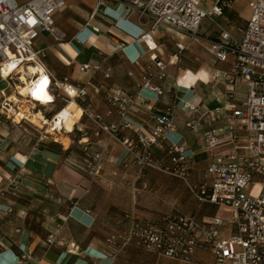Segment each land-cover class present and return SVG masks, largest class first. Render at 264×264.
<instances>
[{"label": "crops", "instance_id": "crops-1", "mask_svg": "<svg viewBox=\"0 0 264 264\" xmlns=\"http://www.w3.org/2000/svg\"><path fill=\"white\" fill-rule=\"evenodd\" d=\"M64 2L53 14L55 26L64 35L62 42L42 32L37 45L47 49L46 63L56 76H66L76 87H85L87 95L84 101L74 100L76 105L67 107L72 113L81 109L71 132H60L68 143L47 132L44 122L36 125L30 118L32 114H23L28 116L19 121L15 118L17 122L0 114V205L10 208L0 212V264H216L213 254L202 245L189 261L159 255L135 243L122 249L106 245L108 235L129 226L126 214L150 218L189 216L200 222L206 217L228 220L232 211L198 200L178 177L141 170L136 165L123 167L124 147L104 131L96 135L95 124L83 109L99 115L104 125L116 126L120 139H136L138 134L151 131L154 112L174 106L170 140L188 150L189 182L197 188L208 186L209 164L215 157L226 156L227 149L205 144L204 114L227 98L240 107L247 93L246 84L238 79L229 85L214 78L216 73L230 71L231 58L218 61L185 34L158 27L153 34V52L165 61L176 53L177 59L167 66L166 78L161 82L163 94L155 99L142 92L122 117L118 106L106 102V95L117 88L135 94L150 54L144 42L137 39L141 28L134 16L126 17L117 3L103 1L97 6V0ZM122 42L124 47H120ZM176 42L185 48L179 52ZM84 64L89 67L81 70ZM15 85L0 76V91L16 97L19 88ZM183 102L199 108L201 119L195 129L185 125L188 116L182 109ZM20 111L14 113L15 117L22 116ZM96 144L102 148L100 182H95L92 172L77 165L87 162ZM237 144L245 146L244 130H238ZM151 150L163 156L158 147L152 146ZM235 230V224H225L220 234L227 238ZM51 235L54 241L49 244ZM22 253L30 254L27 263L20 261Z\"/></svg>", "mask_w": 264, "mask_h": 264}, {"label": "built area", "instance_id": "built-area-1", "mask_svg": "<svg viewBox=\"0 0 264 264\" xmlns=\"http://www.w3.org/2000/svg\"><path fill=\"white\" fill-rule=\"evenodd\" d=\"M103 1L122 6L126 17L134 16L142 30L137 39L144 42L150 51L141 69L135 94L117 88L106 95V102L118 106L122 117L142 92L147 94L145 97L155 99L163 94L161 82L166 78L167 66L175 62L177 54L165 61L153 52L156 48L153 34L160 26L185 34L191 42L201 46L218 61L231 58L230 71L216 73L214 78H221L229 85L238 79L247 87L240 107L231 104L227 98L223 104L204 114L205 144L208 147L223 145L227 153L211 161L207 168L211 183L199 188L188 180V150L169 137L174 129V106L168 105L154 112L153 128L147 133L138 134L136 139H120L116 126L104 125L99 115L89 108L83 109L99 131L106 132L124 147L123 167L136 165L141 170L152 169L178 177L198 200L227 206L232 211V217L228 220L206 217L200 222L189 216L150 218L126 214L129 226L108 235L106 245L122 249L135 243L159 255L183 261H189L195 249L202 245L213 254L216 264H264V0H248L249 14L246 20L240 24L233 23L231 28L227 27L230 25L228 17H225L227 26L219 23L215 17L224 16V12L231 9L232 0H97V6ZM64 4V0H26L23 3L0 0V76L16 88L13 81L20 82L16 68L23 67L29 73L30 68H34L35 72L27 75L29 83H32L31 86L44 83V88L52 95L45 106L30 94L24 96L18 93L15 99L2 90L0 114L6 118L17 122L14 113L21 110L22 105L19 104L22 100L29 110H39L42 106L56 108L60 101L63 106L55 112V108L51 110L52 122L70 101L85 100L86 88L76 87L66 76H56L46 63L47 49L37 45L42 32L55 42H62L64 35L55 26L53 14ZM205 18L210 26H214V37L200 32ZM124 45V42L120 43V47ZM175 47L179 52L185 48L180 42H176ZM8 62L13 63L14 69L3 76L2 68ZM88 67V64H84L81 70ZM182 109L188 116L186 127L197 128L201 119L198 106L183 102ZM238 130L246 132L244 147L237 144ZM152 146L158 147L163 156L154 155ZM255 185L258 187L252 192L251 188ZM7 211L10 208L0 205V212ZM85 212L89 213V210ZM229 223L235 224L236 230L223 238L220 228ZM47 241L53 243L54 237L49 236ZM30 258L29 253L20 255L23 263Z\"/></svg>", "mask_w": 264, "mask_h": 264}, {"label": "rangeland", "instance_id": "rangeland-1", "mask_svg": "<svg viewBox=\"0 0 264 264\" xmlns=\"http://www.w3.org/2000/svg\"><path fill=\"white\" fill-rule=\"evenodd\" d=\"M249 14V9H248V0H232V7L230 10H226L224 12V16L222 17H215L216 20L227 26V23L225 21V17H228V19H230V25H228L227 27L231 28V25L233 23H243L247 16ZM214 26H210V22L207 18H205L202 22V25L200 27V31H205V32H212V28ZM216 34V33H215ZM42 41L46 42V40L43 38ZM29 73V72H27ZM31 73V72H30ZM13 82H15L16 84H18L19 86L21 85L17 80H14ZM6 84V83H5ZM18 92L20 94H24V96L26 95L24 89L22 88V86H20V88L18 89ZM23 103V104H22ZM61 103H57L56 107L59 106ZM19 105H22L21 111L19 113H21L22 115L25 114L24 112L26 111L27 114H33V113H42L43 117L48 121H50V119L52 118L53 113H51L55 106H50V107H40L39 110L37 109H33V110H27L29 109V107L27 106V104H25V101L22 100L21 103ZM30 112V113H29ZM49 112V113H48ZM43 122V121H42ZM42 122H35L37 123L36 125H40ZM94 129L97 131H99L98 127L95 125ZM61 132V131H60ZM60 132H55V133H51V134H57L59 135L58 139L61 140H66V142L68 143L69 140L67 138H62ZM102 131H99V134ZM98 134V135H99ZM92 150V155H90V157H87V162L82 161L81 163H77L78 167L81 169H87L88 171L92 172L91 177L94 178L95 182H100V177H101V164H102V148L100 145H94ZM88 166H86V165ZM258 187V185L253 186L251 188V191H255L256 188Z\"/></svg>", "mask_w": 264, "mask_h": 264}, {"label": "bare ground", "instance_id": "bare-ground-1", "mask_svg": "<svg viewBox=\"0 0 264 264\" xmlns=\"http://www.w3.org/2000/svg\"><path fill=\"white\" fill-rule=\"evenodd\" d=\"M13 69H14L13 63L8 62L4 64L2 68V72L3 74L7 75V74H10ZM16 69H17L16 74L18 75L17 79L20 80L21 84L23 85L21 86L24 89L25 93L38 98L40 100V104H43L45 106L48 105V103L52 99V95L44 88V83L38 86L35 83L33 86H31L32 83H29L27 79V75H29L30 73H27L26 70L23 69V67H17ZM30 72H35L34 68H30ZM17 88H20V87H18L17 85ZM22 95L24 94L22 93ZM12 97L17 99L15 96H12ZM73 105H76L74 101H70L68 104H66L59 111V114L57 115L55 120H53L52 122H49L47 118L45 119L42 113L40 112L32 114V117L30 118H32L34 122L43 121L45 124H47V127H46L47 132L54 133V132H60L62 130H65V132H71L74 120L81 114V109L77 108L78 110H76L75 113H72L71 110L67 108ZM24 116L26 117L28 115H22V116L16 115L15 118L19 121L22 118H24Z\"/></svg>", "mask_w": 264, "mask_h": 264}, {"label": "trees", "instance_id": "trees-1", "mask_svg": "<svg viewBox=\"0 0 264 264\" xmlns=\"http://www.w3.org/2000/svg\"><path fill=\"white\" fill-rule=\"evenodd\" d=\"M58 109H60V107L55 108L54 112H55L56 110H58Z\"/></svg>", "mask_w": 264, "mask_h": 264}, {"label": "water", "instance_id": "water-1", "mask_svg": "<svg viewBox=\"0 0 264 264\" xmlns=\"http://www.w3.org/2000/svg\"><path fill=\"white\" fill-rule=\"evenodd\" d=\"M49 113V112H48Z\"/></svg>", "mask_w": 264, "mask_h": 264}]
</instances>
